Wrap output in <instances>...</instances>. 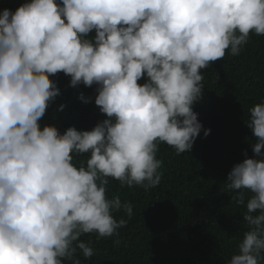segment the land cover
Segmentation results:
<instances>
[{"label":"clouds","instance_id":"clouds-1","mask_svg":"<svg viewBox=\"0 0 264 264\" xmlns=\"http://www.w3.org/2000/svg\"><path fill=\"white\" fill-rule=\"evenodd\" d=\"M250 33L264 36V0H27L0 12V264H81L94 255L84 234L118 245L126 221L113 213L131 218L133 206L107 197L109 178L145 191L160 183L159 144L190 152L202 130L192 108L202 70L238 56ZM59 72L73 87L98 85L107 118L91 130L41 129ZM245 123L254 156L224 184L246 230L227 264L264 260V101Z\"/></svg>","mask_w":264,"mask_h":264},{"label":"trees","instance_id":"trees-1","mask_svg":"<svg viewBox=\"0 0 264 264\" xmlns=\"http://www.w3.org/2000/svg\"><path fill=\"white\" fill-rule=\"evenodd\" d=\"M25 2L0 0V12L5 8L14 12ZM94 37L92 31L86 38ZM202 75L203 96L192 105L202 130L192 149L178 155L166 143L159 144L161 181L148 191L109 178L107 197L130 202L133 213L131 218L122 210L113 213L117 221H126L118 229V245L115 237L82 235L81 240L91 241L94 255L79 256L81 264H227L237 252L246 230L242 221L246 209L233 199L236 192L226 191L224 182L245 153L247 158L254 156L256 138L245 122L249 109L264 101V36L250 33L238 56L226 51ZM49 78L59 95L49 102L39 121L41 129L48 125L61 134L69 127L85 131L107 118L95 104L98 85L73 87L63 72ZM204 130H210L207 136ZM87 158L74 154L73 163L79 167Z\"/></svg>","mask_w":264,"mask_h":264}]
</instances>
